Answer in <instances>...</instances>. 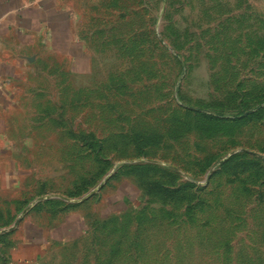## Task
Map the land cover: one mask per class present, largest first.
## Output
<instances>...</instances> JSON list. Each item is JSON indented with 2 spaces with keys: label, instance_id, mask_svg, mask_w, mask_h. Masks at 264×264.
Returning <instances> with one entry per match:
<instances>
[{
  "label": "rangeland",
  "instance_id": "374dc122",
  "mask_svg": "<svg viewBox=\"0 0 264 264\" xmlns=\"http://www.w3.org/2000/svg\"><path fill=\"white\" fill-rule=\"evenodd\" d=\"M62 1L87 63L24 96V190L112 175L35 264H264V0Z\"/></svg>",
  "mask_w": 264,
  "mask_h": 264
},
{
  "label": "crops",
  "instance_id": "0c3cea01",
  "mask_svg": "<svg viewBox=\"0 0 264 264\" xmlns=\"http://www.w3.org/2000/svg\"><path fill=\"white\" fill-rule=\"evenodd\" d=\"M76 61L86 64L87 51L68 4L0 0V264H35L44 248L75 240L89 227L82 208L97 192L72 207L59 197L28 195L15 139L25 94L54 76L56 65L69 71Z\"/></svg>",
  "mask_w": 264,
  "mask_h": 264
},
{
  "label": "trees",
  "instance_id": "16d2710c",
  "mask_svg": "<svg viewBox=\"0 0 264 264\" xmlns=\"http://www.w3.org/2000/svg\"><path fill=\"white\" fill-rule=\"evenodd\" d=\"M196 111H198V110H196ZM252 114H248V116L250 117ZM211 117H212V115H211ZM243 118H245V117H243ZM154 183H156V184H159V183H157V182H154ZM150 186H154V184H152V185H150ZM149 190H148V193H155V194H160V195H165V196H169V197H172V196H174L175 195V193H177V192H175V191H170V190H151V187H149L148 188ZM55 205H58V204H55ZM75 204H71L70 206L72 207V206H74Z\"/></svg>",
  "mask_w": 264,
  "mask_h": 264
},
{
  "label": "water",
  "instance_id": "95a60500",
  "mask_svg": "<svg viewBox=\"0 0 264 264\" xmlns=\"http://www.w3.org/2000/svg\"><path fill=\"white\" fill-rule=\"evenodd\" d=\"M111 175H112V173H110L109 175H107L106 178L103 180V182L100 183V185L97 187V189L94 190V191H92V192H90L86 197L90 196L92 193H95V192H97L100 188H102L103 184L106 183L107 179L110 178ZM210 175H211V173L209 174V176H210ZM86 197H85V198H86Z\"/></svg>",
  "mask_w": 264,
  "mask_h": 264
}]
</instances>
